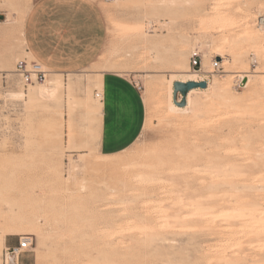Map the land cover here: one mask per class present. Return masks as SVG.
I'll return each instance as SVG.
<instances>
[{
  "label": "rangeland",
  "instance_id": "obj_1",
  "mask_svg": "<svg viewBox=\"0 0 264 264\" xmlns=\"http://www.w3.org/2000/svg\"><path fill=\"white\" fill-rule=\"evenodd\" d=\"M36 1L0 0V229L14 245L32 236L19 264H264V171L236 172L264 159V0H203L157 21L142 17L140 0H98L106 33L95 63L50 73L57 97L30 100L16 94L46 81L24 85L16 63L34 60L23 27ZM195 49L209 60L198 77L208 87L171 110L169 80L188 78ZM215 56L221 69L210 72ZM106 72L139 82L147 104L139 139L110 157L94 108ZM59 117L62 129L47 124ZM74 118L81 147L67 143Z\"/></svg>",
  "mask_w": 264,
  "mask_h": 264
},
{
  "label": "crops",
  "instance_id": "obj_2",
  "mask_svg": "<svg viewBox=\"0 0 264 264\" xmlns=\"http://www.w3.org/2000/svg\"><path fill=\"white\" fill-rule=\"evenodd\" d=\"M23 32L28 55L49 74L79 72L95 63L103 49V7L98 0H37L26 16ZM101 79L102 110L95 126L98 147L108 156L139 139L147 104L143 89L139 90L130 76L106 72ZM81 126L82 122L74 118L69 126L74 132L71 136L67 129V143L73 147L86 144V136L78 133ZM3 244L11 246L15 241L6 235Z\"/></svg>",
  "mask_w": 264,
  "mask_h": 264
},
{
  "label": "bare ground",
  "instance_id": "obj_3",
  "mask_svg": "<svg viewBox=\"0 0 264 264\" xmlns=\"http://www.w3.org/2000/svg\"><path fill=\"white\" fill-rule=\"evenodd\" d=\"M136 1H138V0H136ZM202 2H203V0H148V1L140 0L139 3L138 2L135 3V0L134 1L132 0V3L138 4L137 5V8H138L139 12L140 13H143V15H144L142 17H154L156 19V21L160 17H162V16H170L169 12H171V11L178 10L180 8H185V7L197 5V4H200ZM204 11L205 10L203 8V10H202L203 13L200 12L199 15H198V16L201 15L200 18H199L200 19L199 22L202 25H207L212 20L211 19L208 20L207 18H205ZM222 17H223V22L224 21L226 22L228 20V18H224V16H222ZM213 20H214V18H213ZM219 21H220V19H219ZM149 22L152 23L153 20H150ZM223 22H221V23H223ZM212 23H214V22H212ZM218 24H219V22H218ZM227 25H226V27H227ZM223 26H224L223 24H220L219 25V29H221V27H223ZM228 26H230V25H228ZM134 30H135V33L136 34H139L140 35L143 32V23L140 22L139 24H137L135 26ZM143 36H145V35L143 34ZM223 38H225V37H223ZM144 39H146V37ZM145 42H147V41H145ZM153 42H154V39L152 40L151 43H153ZM155 42H156V40H155ZM150 45H152V44H150ZM155 45H159V44L157 43ZM208 64H209V60L205 57L204 58V61L202 62V68L203 67H207ZM191 68L192 67L190 66L189 61H187V63H186V70L188 72V78L180 79V78L177 77V75H172L171 78H170V80H169V96H168V101H169V108L171 110L185 111V110L189 109V107L191 106V103H192V96H193V94H195L196 92H198V89H199V88H194V89L190 90L189 93H188V95H187V106L179 107L173 101V83L175 81H177V80H180V81H188V80L201 81V80H205V79H201L200 80L198 78L200 76V70H192ZM209 71L212 72L213 70H209ZM47 75H49V73ZM243 78H247V75H243ZM97 80H98L97 81L98 86L102 90V79H101V75L98 76ZM45 81H46L45 82V85H43L42 87H39V88H30L29 91H27V92L21 91V92L17 93L16 95L17 96H21V97L29 96V99L30 100H38V99L40 100L41 98H55V97H57L58 90H59V88L62 85L61 82H60V80H58L55 77H51V78H49V79H47ZM210 86H211V84L209 82V87ZM94 108L96 110H98L100 112V115H101L102 101L99 98H98V101H96V105H95ZM47 124L50 125V126H58V127H60L62 129V127H63V119H61V118L60 119H52ZM61 129L59 130V132L58 131L57 132H58V135L62 137V130ZM106 157H110V156H106ZM247 160H249L248 163H245V164H237L236 165V172L238 174L243 175L247 171H250L251 168H256L260 172H263L264 171V159H262V157H260L259 155L250 156V157L247 158ZM263 180H264V177L263 176H262V178H259V181H263ZM257 181H258V179H257ZM239 182L244 187L245 186L248 187V186H252L253 185V181H251L249 179H243V180H240ZM259 184L260 183H258V185ZM7 231H9V230L5 226L0 229V245L3 244L4 238H5L6 234H7Z\"/></svg>",
  "mask_w": 264,
  "mask_h": 264
},
{
  "label": "built area",
  "instance_id": "obj_4",
  "mask_svg": "<svg viewBox=\"0 0 264 264\" xmlns=\"http://www.w3.org/2000/svg\"><path fill=\"white\" fill-rule=\"evenodd\" d=\"M153 24L151 27H154ZM203 56L200 50L195 49L190 57V65L193 68H202ZM221 58L215 56L212 61L213 72L220 71L221 69ZM16 73L20 76L24 85L35 84V83H44L48 71L46 68L36 60H19L16 63ZM208 82V80H207ZM136 87L141 90L143 87L139 82L135 81ZM95 96L101 100L102 93L96 90ZM33 244V238L31 235H22L19 238L18 244L14 246H9L5 248L3 252V261L2 264H19L20 257L26 250H28Z\"/></svg>",
  "mask_w": 264,
  "mask_h": 264
},
{
  "label": "water",
  "instance_id": "obj_5",
  "mask_svg": "<svg viewBox=\"0 0 264 264\" xmlns=\"http://www.w3.org/2000/svg\"><path fill=\"white\" fill-rule=\"evenodd\" d=\"M0 18H3V16L0 15ZM207 87H208V82L206 80H201V81L177 80L173 83V101L177 106L184 107L187 105V95L190 90L194 88L205 89ZM179 95H181L180 100H179Z\"/></svg>",
  "mask_w": 264,
  "mask_h": 264
}]
</instances>
